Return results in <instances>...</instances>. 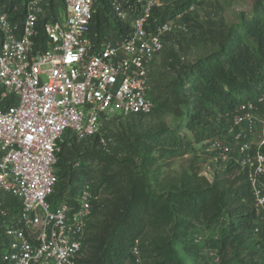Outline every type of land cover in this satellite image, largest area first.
Wrapping results in <instances>:
<instances>
[{
    "label": "trees",
    "instance_id": "16d2710c",
    "mask_svg": "<svg viewBox=\"0 0 264 264\" xmlns=\"http://www.w3.org/2000/svg\"><path fill=\"white\" fill-rule=\"evenodd\" d=\"M27 1L0 0V9L19 27ZM42 1L39 25L59 16L57 9L64 10L63 0ZM196 3L202 2L172 0L151 9V27L179 13L187 24L186 32L166 35L154 57L147 93L152 110L112 116L130 120L103 122L95 134L82 139L65 130L55 144L57 179L48 200L53 205L73 203L79 190L75 179L87 172L97 194L73 264H127L134 245L141 264H264L252 233L250 184L238 164L217 163L223 166L209 180L197 172L193 160L178 178L155 182L165 156L196 158L207 141L225 139L226 112L257 97L264 86V0H250L248 12H239L233 21L214 11L187 13ZM39 28V40H44ZM128 31L129 23L115 17L109 0H92L88 36L95 47ZM11 101L0 97V108ZM1 199L18 210L12 196L3 194ZM221 217L224 224L216 236L195 240L196 232ZM0 264H8L1 248Z\"/></svg>",
    "mask_w": 264,
    "mask_h": 264
},
{
    "label": "built area",
    "instance_id": "2783aa9c",
    "mask_svg": "<svg viewBox=\"0 0 264 264\" xmlns=\"http://www.w3.org/2000/svg\"><path fill=\"white\" fill-rule=\"evenodd\" d=\"M156 1L109 0L129 31L97 47L88 36L92 0H63L64 20L56 15L41 25L42 0L27 1L19 27L0 9V97L12 98L0 108V248L8 264H73L97 194L87 172L73 203L48 200L57 179L55 144L65 130L82 139L112 116L152 110L147 93L154 57L166 35L187 30L181 13L149 26ZM225 117L226 138L207 141L202 152L245 170L255 211L252 233L264 258V86ZM3 194L17 200L16 212L4 205ZM131 255L127 264H139L136 245Z\"/></svg>",
    "mask_w": 264,
    "mask_h": 264
},
{
    "label": "rangeland",
    "instance_id": "374dc122",
    "mask_svg": "<svg viewBox=\"0 0 264 264\" xmlns=\"http://www.w3.org/2000/svg\"><path fill=\"white\" fill-rule=\"evenodd\" d=\"M202 3H196L193 4L188 8L187 13L194 14L198 13L200 15H203L204 11L207 12H219L226 21H233L237 18V14L239 12H248L250 9V0H197ZM172 0H157V5H166L170 4ZM213 5V6H207L206 4ZM59 18L61 21L64 20V12L61 9H57ZM182 16V15H181ZM183 21V20H182ZM185 22V21H184ZM186 23V22H185ZM187 29V24H186ZM183 32H186L183 31ZM185 34H191V32H187ZM116 121V122H122V124H126L129 122L130 117H112L104 120L103 124L108 121ZM194 162H198L195 166L197 168V172L201 175L205 176L207 179H212L216 175V171L221 168L223 165H218L216 162L212 159H209L208 156H206L202 151H199L196 158H194L191 154H186L183 156H176V157H170L165 156L162 158V160L159 163L157 171H153L151 173H154L157 175V180L155 182L166 184L167 182H170L176 178H178L184 170H187L190 165ZM222 164V163H219ZM96 163H93L94 166V172H96ZM78 167V166H77ZM153 182V181H152ZM154 185H156V183ZM79 183V179H75V185ZM224 224V217H221L219 220L214 222L208 229L202 230L200 232H196L197 235H201L203 238H212L216 236L218 232L222 230V226ZM140 257V256H139ZM141 264V258L140 263Z\"/></svg>",
    "mask_w": 264,
    "mask_h": 264
}]
</instances>
